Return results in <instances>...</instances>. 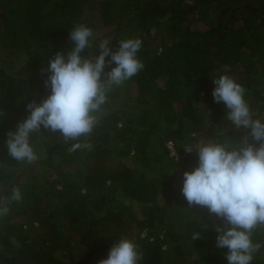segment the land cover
<instances>
[{"label":"trees","instance_id":"1","mask_svg":"<svg viewBox=\"0 0 264 264\" xmlns=\"http://www.w3.org/2000/svg\"><path fill=\"white\" fill-rule=\"evenodd\" d=\"M78 23L97 42L83 55H98L105 38L113 49L140 38L144 69L108 92L91 150L69 153L42 128L31 137L41 158L17 162L6 134L49 94L41 69L72 47ZM222 74L264 117V0H0V198L13 187L23 195L0 217V264H98L121 236L139 245L140 264H227L214 230L222 222L181 192L198 162L185 145L246 134L214 102ZM253 240L264 244V229ZM252 264H264V248Z\"/></svg>","mask_w":264,"mask_h":264},{"label":"clouds","instance_id":"2","mask_svg":"<svg viewBox=\"0 0 264 264\" xmlns=\"http://www.w3.org/2000/svg\"><path fill=\"white\" fill-rule=\"evenodd\" d=\"M68 40L72 47L56 52L47 68L41 69V74H46L43 84L49 94L39 103H28L26 118L17 123L15 131L6 134L8 155L17 162L32 164L41 158L31 137L40 134L42 128L59 132L69 153L91 150L86 138L100 122L108 92L144 69L138 57L140 38L121 39L115 49L110 47V39H102L95 57L83 55L86 49L91 51L97 46L92 28L78 23ZM224 68L226 72L227 66ZM213 83L214 102H222L227 120L246 134L238 140L185 145L184 151L195 152L198 162L194 169L183 173L181 192L189 208H206L222 222L214 230L218 233L216 246L227 249V264H252L264 248V244L253 240L254 232L264 229V117L252 111L245 98L246 89L230 75L222 74ZM22 199L21 189L13 187L10 194L0 198V217L7 216L9 206ZM192 238L199 240L202 233L194 232ZM142 260L143 252L136 241L121 236L98 264H140Z\"/></svg>","mask_w":264,"mask_h":264},{"label":"rangeland","instance_id":"3","mask_svg":"<svg viewBox=\"0 0 264 264\" xmlns=\"http://www.w3.org/2000/svg\"><path fill=\"white\" fill-rule=\"evenodd\" d=\"M100 30H103V32H104V34H102V35H107L109 32H111V30H108V31L104 30L103 27L100 28ZM168 147L170 149L171 154L173 156L178 157V154L176 153V150H175L174 146L171 143H168Z\"/></svg>","mask_w":264,"mask_h":264}]
</instances>
